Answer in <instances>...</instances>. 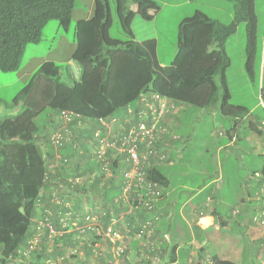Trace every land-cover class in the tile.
I'll return each mask as SVG.
<instances>
[{"label":"trees","instance_id":"obj_1","mask_svg":"<svg viewBox=\"0 0 264 264\" xmlns=\"http://www.w3.org/2000/svg\"><path fill=\"white\" fill-rule=\"evenodd\" d=\"M122 1L125 17L129 10L126 0ZM231 1L234 19L228 24L210 18L201 10L179 22L178 50L168 65H161L157 59L156 39L140 42L127 39L121 45H111L104 35L106 23H100L97 15L79 20L74 27L76 49L72 56L79 65L78 79L67 80L60 64L45 61L19 96L4 104L6 108H0V264H37L52 257L39 247L40 240L45 236L55 240L59 234L52 235L48 226L39 233L34 217L39 214V202L45 188L54 183L57 185L54 181L59 176L60 187H63L66 177L75 180L81 172L78 165L66 171L67 164H71V147H76L81 137L66 135L73 133L79 120L99 123L101 118L126 109L145 93L195 107H216L225 117L245 116L250 111L247 106L230 102L226 72L231 61L225 41L240 22L246 23V67L252 75L257 56L256 3L255 0ZM75 4L76 0H0V70H16L26 45L40 40L43 28L50 20H57L60 28L68 32ZM117 17L122 32L129 35L124 32L118 14ZM214 42L217 48L211 49ZM261 95L264 99V85ZM19 104L23 106L20 112L7 115L8 109ZM64 110H72L78 116L68 123V131L62 129L64 137L56 145L53 134L60 127L53 124L56 119L57 122L64 121ZM42 113L46 118L39 125L37 118ZM50 125L55 127H50L52 131L48 129ZM229 133L233 136L230 130ZM53 160L61 163L59 172L52 171ZM96 163L100 167L98 160ZM154 167L151 166L147 176L161 182L163 173ZM66 184L68 190L76 185L69 180ZM53 199L55 194L48 199L52 206L50 210L67 209L64 202L56 204ZM47 212L43 210V214ZM47 216L44 214L40 218L45 221ZM50 223L59 232L56 222ZM35 237L38 241L30 248ZM27 259H30L28 263ZM197 264L235 263L215 258L211 263Z\"/></svg>","mask_w":264,"mask_h":264},{"label":"crops","instance_id":"obj_2","mask_svg":"<svg viewBox=\"0 0 264 264\" xmlns=\"http://www.w3.org/2000/svg\"><path fill=\"white\" fill-rule=\"evenodd\" d=\"M77 5L78 0L73 14L78 8ZM115 6L121 23L123 21L124 32H129V35L124 34L123 39L111 35V26L114 23L111 0H86L80 13L82 15L75 19V24L79 20L97 15L101 19L100 23H106L104 35L109 44L121 45L127 39L140 42L144 40L136 39L130 28L128 29L126 20L131 22L132 16L139 12L147 18L156 17L162 9L157 5L144 6L137 2L124 17L123 1L116 0ZM74 51L71 57H67L70 66L62 71L67 80L78 79L79 76V65L72 57ZM48 60L60 64L56 59H44L40 65ZM196 109L191 111L188 104L145 93L126 109H120L106 118L107 123L111 125L109 128L90 119H84L81 124L75 125L73 133L81 136V140H76V147L71 145L73 149L70 151V158L73 159L72 163L84 169L88 181L86 197L89 201L86 204V214L93 218H87L84 223L82 215L77 214L69 220L73 222L76 218L79 224H84V235L79 231L81 226L75 228L69 223L66 226L61 223L64 219V208L55 209L56 211L49 215L54 217L53 220L61 233L53 241L46 236L40 240L39 247L47 256L52 254V257H46L37 264H53L48 263L49 261L54 264H72L71 260L74 264H197L211 263L215 258L229 260L235 264H264V165L258 167L255 163V156H264V120L258 115H253L251 110L245 116L233 118L230 127L220 128L219 134L223 138L218 142L215 165L211 168L204 166L188 169V180L180 179L179 174L184 170L183 160L189 156L187 152L190 146L189 137L184 131L187 122L185 114L190 111L198 115L202 112L205 115L218 114L216 107ZM155 117L159 118V137L151 161L155 170L163 175L162 181H157L161 196L155 198L153 208H147L139 205L136 191L132 193L125 189L124 171L133 165L127 151H120L115 155L111 171L104 173L105 176L101 178L100 175L95 176L99 169L97 163L95 167L90 164L97 159L94 155L90 158L89 149L81 150L80 143L83 144L86 135H93L96 129H103L105 132L117 129L125 134L139 121H146L151 125ZM203 121L205 122L206 118ZM54 123L57 124V119ZM236 142L241 148H246V155L252 157L255 154V158L250 161L251 167L246 162L241 164V158H237V162L233 164L236 158L231 157L228 149ZM139 148L143 153L144 144H140ZM158 152L165 156L162 161L158 160ZM225 163H228V166H225ZM81 174L80 172L74 178L82 177ZM173 176L178 178L174 180ZM68 179L69 177L64 179L65 185ZM55 187L57 186H49L42 193L39 206L45 212H50L52 206L48 199L51 194H56ZM79 188L77 191L68 190L67 186L63 190L78 193L76 197L81 198L84 194L79 192ZM54 201L56 204H62ZM62 201L65 202V199L62 198ZM80 204L82 201L76 202L75 207L81 208ZM79 211H82V208ZM40 214L44 216L43 213ZM109 228L113 229L110 235ZM120 242L126 249L124 254L117 256L115 243ZM71 248L78 250V253L67 258Z\"/></svg>","mask_w":264,"mask_h":264},{"label":"rangeland","instance_id":"obj_3","mask_svg":"<svg viewBox=\"0 0 264 264\" xmlns=\"http://www.w3.org/2000/svg\"><path fill=\"white\" fill-rule=\"evenodd\" d=\"M86 0H78V8L73 14L74 18L72 20V26L68 32L63 31L57 20H50L43 28L41 38L37 43H29L26 45L25 50L22 55V59L19 67L13 71H2L0 70V108H6L4 104L7 102L13 101L15 97H18L22 92L25 85L29 82L34 72L37 70L38 66L44 59H56L59 61L62 66V71L64 68L69 67V58L71 57L72 52L75 49L76 41L74 39V27L75 19L79 17L82 10L83 4ZM141 2L144 6L157 5V7L162 8L159 15L152 18H147L144 15L137 13L132 16L133 20L131 22L126 20L128 29L136 36V39L145 40L155 38L157 39V58L162 65H168L174 58L178 50V25L179 22L187 16L192 15L197 10H201L208 14L210 18L224 24L230 23L234 19V3L231 0H126V9L130 10V7L137 3ZM256 3V13L258 17L257 24V33H256V43H257V56L254 62V72L251 75L247 71L246 67V43H247V31L246 23L240 22L236 31L230 35L225 41V49L230 57V65L227 69V84L231 92L230 102L237 105L247 106L253 113V115H258L264 120V99L261 95V88L264 85V0H255ZM111 6L114 16V23L111 28V35L115 38H124V33L121 30L119 21L116 14V6L113 0H111ZM128 13V12H127ZM125 13V15L127 14ZM126 35V34H125ZM211 49L217 48V43L214 42L211 46ZM64 78L65 75H64ZM22 104L15 106L11 109H8L7 115H14L22 110ZM204 109V108H203ZM217 115H205V113L191 112L197 110L196 107L191 106V111L185 114L187 122L184 125V131L188 135L189 141V153L188 157L183 160L182 166L184 170L179 174L180 179L188 180V169L200 168V167H213L216 160V149L218 147V142L222 136H220V128L230 127L233 117H225L221 114L219 108H217ZM201 110V109H200ZM7 111V110H6ZM195 116V118H194ZM223 116V118H222ZM46 116L45 113H42L37 121L39 125H42ZM204 118L206 121L204 122ZM108 121L104 120V123ZM116 125L118 124L117 121ZM82 123V122H81ZM80 123V124H81ZM58 127L66 126V123L57 122ZM110 125V124H109ZM53 126H48V129L52 131ZM111 126V125H110ZM46 130V128L44 129ZM47 130L48 132H50ZM97 130V129H96ZM94 132V134L86 135V141H83V144L80 143V149L85 151L89 149L91 152L90 158L95 156V158L100 162V167L95 173V176H105L104 173L111 171V164L115 160V157L118 155V152L121 150L119 146L121 141L119 136L122 134L117 129H110V132H105L103 129L100 131ZM76 138V134L71 133L70 136L66 137ZM103 139V140H102ZM81 140V137L79 138ZM105 140V141H104ZM104 141V145H103ZM87 142V143H86ZM193 142V143H192ZM210 149L207 151L206 149ZM48 149V148H47ZM105 150V151H104ZM246 148H241L240 145L236 142L234 143L228 151L230 152L231 157L241 158V164L246 162L249 167L250 161L256 157L255 163L258 167H263L264 165V156H251L246 155ZM116 155V156H115ZM251 157V158H250ZM250 159V160H249ZM73 161V159H71ZM231 162L230 160L228 161ZM90 164L95 167L96 161L90 162ZM61 163L53 160L51 164V169L53 172H59ZM76 166L74 162L67 164V170H73V167ZM225 166H228V163H225ZM217 169V168H214ZM83 168L80 166V171L82 177H77L73 180V177H69V181L75 183V188H79L82 192L83 197L77 200V194L67 190H63L64 187L67 188L68 184L63 187L62 181L56 179L57 187L55 200L58 203L63 202L62 198L65 199V207L63 213V225L66 226L67 223L71 224L75 228L81 226L79 231L85 235L86 226L79 224L75 219L73 222H69L71 217H75L77 214L82 215L83 222L88 219H92V216L86 214L87 208L86 204L88 201L87 195V186L88 182ZM97 170V169H96ZM62 172V171H60ZM63 173V172H62ZM84 174V175H83ZM178 176H173V179L176 180ZM192 179V178H191ZM90 181V180H89ZM102 181V180H101ZM254 181V180H253ZM98 182V179H97ZM253 183V182H252ZM80 184L81 186H78ZM72 190V189H71ZM76 191V190H75ZM253 192V191H252ZM264 193V188H263ZM61 194V195H60ZM88 196V195H87ZM244 196V195H243ZM82 201V211H79L81 208L75 207L76 202ZM241 202L238 203L240 205ZM244 206V205H243ZM51 209V208H50ZM85 210V212H84ZM40 212L43 213V210L38 208V213L34 217V221L37 222L43 220L40 218ZM53 211L50 210L45 221H53L51 215ZM88 216V217H87ZM67 220V221H66ZM76 222V224H75ZM61 232L57 234L60 235ZM55 237V236H54ZM52 241L54 238H50ZM57 239V236L55 237ZM38 240H34V244ZM70 254L67 255V258L72 254L78 253V250L72 249L68 250ZM77 256V255H75ZM72 264L73 261L71 260ZM48 263H53L49 261Z\"/></svg>","mask_w":264,"mask_h":264},{"label":"built area","instance_id":"obj_4","mask_svg":"<svg viewBox=\"0 0 264 264\" xmlns=\"http://www.w3.org/2000/svg\"><path fill=\"white\" fill-rule=\"evenodd\" d=\"M77 116L78 114H76V112L72 110H64L62 112V117L64 119V122L66 123V126L63 127L62 125L57 131H55V133L53 134L54 144L58 145V143L63 139L64 135L62 129L68 131V123ZM158 119L159 118L155 117V120L151 125L146 121H139L137 125L132 127L131 130L119 136V140L121 141L119 149L121 151H127V153H129L133 164L130 169L124 171L126 183L125 189L127 192L132 191V193L136 191L138 195L139 205H144L147 208H153V202L155 198L161 196V191L157 188V182L150 180L147 176L148 170L151 168V166L154 165V163L151 161V158L155 154V144L157 143L159 137ZM104 120H106V118L100 119L101 124L106 126V128H109V124L106 122L104 123ZM81 122L82 119L79 120L78 124H80ZM97 131H100V129L96 130V132ZM108 132H110V129ZM104 141L103 145L105 144ZM140 144H144L143 153L140 152ZM157 155L159 161H162L165 157L159 152ZM46 226L49 227L52 235H56L57 231L53 227V225L50 222L44 220L38 222V232L40 233L41 230ZM112 232L113 229L109 228L108 235H110ZM115 236L118 237V234L115 233ZM35 239L37 240L36 237L31 240L30 248H34ZM115 247V254L117 256L124 254V249L126 248L121 244V242L115 243Z\"/></svg>","mask_w":264,"mask_h":264}]
</instances>
